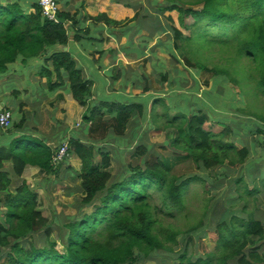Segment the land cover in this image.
I'll return each instance as SVG.
<instances>
[{"label": "trees", "instance_id": "trees-1", "mask_svg": "<svg viewBox=\"0 0 264 264\" xmlns=\"http://www.w3.org/2000/svg\"><path fill=\"white\" fill-rule=\"evenodd\" d=\"M2 1L5 0H0V76L8 78L11 67L19 61L28 67L42 57L40 71L47 80V87L54 91L68 86L73 99L87 108L85 121L92 124L93 134H107L104 138L93 136L91 143L76 138L69 142V156L63 163L70 164L73 154L81 161L80 171L72 176L81 196L73 204L76 215L65 217L63 223L54 226L42 213V197L26 183L11 193L12 182L5 171L10 162L16 178L22 177L27 166L38 167L47 177L58 175L60 167L56 166L54 157L64 142L59 149L53 150L44 141L17 133V129L23 127L17 123H25L26 117L19 121L20 109L14 104L20 93L13 90L12 126L3 131L11 142L0 148V264H152L159 257L178 261V264H263L264 258L259 253L262 247L258 245L264 241L263 223L252 219L243 224L241 211L232 210L224 200H215V193L208 187L203 191V198L207 203H214L206 235L210 205L194 228L182 232L166 224L167 217L181 215L189 208L186 190L195 181L208 182L211 171L220 169L219 181L227 182L230 178L231 188L242 183L243 171L255 176L258 171L251 160L250 146L253 148V144L234 143L232 139L237 136L229 128L213 123L202 112L184 118L182 124L174 118L168 121L167 129L175 131L177 138L167 148L166 155L190 161L195 171L180 176L184 172L178 174L170 166L169 157H150L153 150L148 134L153 125L149 123L145 134L141 135V123H128L136 112L144 115L143 107L115 106L117 111L110 109L103 113L102 108L90 104L92 83L86 80L73 55L59 49L69 45L71 37L77 42L84 40L86 30L78 14L61 11L59 23H55L44 18L39 3L33 7L35 13H30L25 0ZM64 1L61 0L63 6ZM111 1L136 12L135 18L126 23L132 25L126 28L131 35L138 36L145 31L148 36L142 38L143 45L157 40V45L151 48L152 56L161 50L188 72L197 74L202 66L205 72L216 75H229L233 63L246 58L250 60L246 63V72L251 81L264 89V0H196L189 3L148 0L145 5L143 0ZM188 5L191 7L186 8ZM198 5L202 8L195 10ZM173 12L179 13L180 27L172 16H167ZM189 16L195 18L193 25L186 23ZM90 20L107 27L124 24L106 14ZM216 25L223 30L221 35L213 37L209 32ZM182 27L191 31L190 37L184 35ZM197 33L201 36L209 33L213 37L214 41H207L209 50L221 47L223 52L234 53L226 58L224 69H209L206 62L200 61L203 55L199 48H194V45L198 47ZM211 51L206 55L210 60ZM191 52L193 55L199 53L196 63L189 58ZM177 75L187 78L184 72L178 71ZM163 78L164 82L168 80V77ZM172 78L170 96L196 89L200 93V81L195 82L194 89H189L186 85L181 88L179 77ZM233 80L234 85L239 86L238 80ZM207 93L203 92L202 99L205 100ZM106 114H116L114 123H102ZM165 117L169 118L166 112ZM153 119L157 121L156 117ZM128 124L132 131L127 138H115L109 131L112 128L117 134H124L130 129ZM110 141L117 142L118 150ZM120 153L125 158H121L124 162L116 173L112 162L120 158ZM131 156L137 161L127 162ZM234 170L240 175L237 178L230 173ZM196 171L204 174L197 175ZM67 194H71L70 190ZM87 208H92L93 212L86 213L84 209ZM196 233L202 236L196 237ZM204 237L214 242L213 250ZM39 241L45 244L39 246ZM193 248L200 249V253L196 252L197 255Z\"/></svg>", "mask_w": 264, "mask_h": 264}, {"label": "crops", "instance_id": "crops-1", "mask_svg": "<svg viewBox=\"0 0 264 264\" xmlns=\"http://www.w3.org/2000/svg\"><path fill=\"white\" fill-rule=\"evenodd\" d=\"M25 2L30 9V13H35L33 7L35 3H39V0H25ZM64 3L65 7L61 4V11L70 12L72 15L78 14L81 21H83L81 26L86 32L82 37L83 41L77 42L71 37L69 45L59 49H65L63 51L70 52L73 55L78 67L83 71L86 80L92 83L90 104L94 107L102 108L103 113L110 109L117 111L115 106L143 107L144 115L141 116L139 112H136L128 123H141L140 126L142 128H140V131L143 130L141 135H144L149 123H158L159 116L153 115L155 106L161 104L165 116L167 106L164 101L170 96V84L173 82L171 76H174L175 79L177 78L172 74V71L183 73L184 69L182 67H175V69L173 68L170 71H164L165 64L161 63H165L170 59V61L166 62L169 63L173 58L164 54L161 50H157V55L153 57L151 55V48L157 45V40L143 45L142 41L144 40L142 38L148 36L145 31L138 36H134L130 34V31L126 30L127 27L132 25L123 24L119 27H107L105 24H97L90 20V18L106 14L110 19L123 23L122 21L127 18L129 20L135 18L136 12L133 9L113 3L111 0H66ZM43 61L44 59L41 57L40 60L37 59L28 67L24 66L20 61L14 64L9 72V75H12L14 80L16 79L14 85H7V81H3L7 77L0 76V95L4 97L0 99V111L4 107L7 109L12 108L14 101L13 90L20 93L14 105L20 109L18 110L20 115L19 121L24 116L26 118L25 123H17V125L23 124L22 129H17V133L30 135L39 141H44L53 150L59 149L60 144L63 142L71 143L73 138L80 139L81 141L90 140L89 143H91L93 136L104 138L107 134L106 132L98 135L96 133L93 134V129H91L92 124H87L85 121L87 108L73 99L68 86L57 88L54 91L47 87V80L42 76V72L40 71ZM152 62H154V74H159L160 76L159 83L161 84V81L162 84L168 83L167 88H165L167 90H163L161 95L153 91L152 74L145 70L146 64L150 65L151 70ZM156 63L163 65L159 72L155 69V67L158 68ZM23 70H26L25 74L21 73ZM163 76L169 79L164 82ZM134 77H138L139 80H134ZM140 78H142L141 81ZM1 102L6 103V105H1ZM26 105H30L31 109ZM44 110L49 112V116L47 115L49 119L48 123L45 121ZM55 112H59L60 115L58 117L54 116ZM114 115L116 114H106L102 123H114ZM154 117L157 118V121L153 119ZM56 119H60L61 123H56ZM128 125L130 129L121 135L111 130L112 128L109 131H112L115 138L121 136L127 138L132 131L131 125ZM10 142L11 139H6L4 132L0 129V148L10 145ZM115 143L117 145L116 141ZM118 148L119 146L117 145L115 149L118 150ZM59 150L56 151L55 156ZM74 161L76 162L74 163ZM66 163L62 162L59 164L60 170L58 175L47 177L41 173L38 167L27 166L22 177L16 178L13 165L9 162L6 164L5 171L12 182L9 191L14 194L24 183L32 188V182L35 184L39 180L42 183L37 186L38 189L43 194H47L46 196L48 197V194L55 191L59 184L67 182L63 180L67 176L71 177V183L65 185L70 188L74 187L72 176L80 171L81 161L73 154L70 157V164L72 165ZM73 190L76 191V195H79L74 198V202L77 203L81 195L76 187ZM73 190H70L71 195H73Z\"/></svg>", "mask_w": 264, "mask_h": 264}, {"label": "rangeland", "instance_id": "rangeland-1", "mask_svg": "<svg viewBox=\"0 0 264 264\" xmlns=\"http://www.w3.org/2000/svg\"><path fill=\"white\" fill-rule=\"evenodd\" d=\"M147 1L148 0H143V5H145ZM184 1L189 3L196 0ZM190 7L191 5H188V7L186 8ZM201 8L202 6L200 5L194 7L195 10H199ZM167 16H172L175 20L176 26L180 27L178 12L167 13ZM127 20H129V18L123 20L122 22L126 24L131 21ZM186 23L188 25H193L195 23L194 16H189V18L186 19ZM211 28L212 29L209 33H211L213 37L222 34V26L220 27L219 25H216ZM182 32L186 37L191 36V31L183 27ZM209 33H204L202 36L197 33L198 47L197 45H194V48H199V53L203 55L200 57V61L206 62V65L209 69H212L214 67L224 69V65H226V58H228L229 56H234V53H229L228 51L223 52L221 51V47H215L214 49H210L213 51H211V60L207 59L206 55L210 51L207 48V41H214L213 37L208 35ZM192 53L193 52H191V54L189 55V58L194 63H196V55H199V53H195L194 55ZM167 61H170V59H168ZM249 61L250 60H246V58H243L241 59V61L234 62L233 71H231L229 75H216L210 72H205L202 66L198 68L199 71L198 73L196 72L197 74H195V72H188V70H185L183 68L182 64H178L174 59L169 63H161L165 64L164 71H170L173 68L175 69V67H182L184 69V74L187 73V78L185 77L186 79H183L184 77L181 76L179 77L177 75V72L172 71V74H174L176 77H179L178 79H180L181 88H184L186 85L187 88L194 89L195 82L200 81V93L198 92V89L195 88V91L177 93L171 95L167 100L164 99V103L167 106L165 111L166 115L169 117L168 119L164 116L163 106L161 104L155 106L153 115L159 116V120L158 123H151L154 128L150 129V132L148 134V142L149 145L152 146L153 150V155H151L150 157L153 158L159 155H163L164 157L167 156L166 154L169 153L167 151V148L170 147L171 143H173V141L177 138V133L175 131L167 129L168 121H172L174 120V118H176V122L182 124L185 120L184 118H190L189 116H192L195 113L202 112L207 115L209 117V120H211L213 123L222 124L225 127L229 128L232 134L237 136L232 139L233 142L235 141L234 143H238L240 145L253 144V148L252 145L250 146L252 152L251 160L254 164V167L258 171L255 173V176L253 174H250L247 170L243 171L241 174L243 180L242 183L240 182L239 185H236L232 188L229 184L230 178L227 179V182L219 181L222 177V175L219 174L220 169H218L217 172L211 171L209 180L206 183L200 181L193 182L186 190L188 199L187 205H189V208H187L181 215L175 214V217H167L166 219L167 225H172L179 231L184 232L191 227H196L201 221V218L205 215V209L210 205L208 208L209 214L207 219L208 230L206 231L205 235L209 232V224L211 225L212 220V213L210 208L212 207L214 202L207 203V201L203 198V191L205 187H208L215 193V200H224L225 202L230 204L232 210L235 209L237 211H241L240 221L244 222L243 224H248L249 221L253 219L263 223L264 227V89L256 87V84H253L250 75L246 72L248 65L246 63H248ZM156 65L158 66V69H162V65L158 63H156ZM145 66L146 72L152 74L151 80L153 91L158 92L161 95L163 90H167L165 88H167L168 83L162 84V81V85L159 83V74L155 75L153 72L154 62H152L151 70L149 64H146ZM21 73L25 74L26 70H23ZM234 73H237L238 75H235ZM233 78H236L238 80L239 86L234 85L235 83ZM141 79L142 78H140V81ZM134 80L137 81L139 79L138 77H134ZM3 81H7V85H14L16 79L14 80V77L10 75ZM231 81L233 83H231ZM212 89H214V91H212ZM203 92H209L206 94L205 100L201 97V95H203ZM3 98L4 97L0 95V99ZM6 98L9 99L8 96H6ZM2 104L6 105V103L1 102V105ZM26 106L31 109L30 105ZM29 108H27V110H29ZM8 109L10 111L12 110V108ZM44 113V115L46 116L45 121L46 123H48L49 112L47 110H44ZM59 115V112L54 113V116L56 117H58ZM56 120V123H61L60 119ZM110 143L114 145V148H117L115 141H110ZM120 155V158L112 162V169L116 173L121 170L120 168L122 166V162H124L121 158H125L124 154L120 153ZM167 157H169L170 166L173 167L178 174L184 172V174L180 176H186L195 173V171L191 168L192 165L190 161L186 159H172L170 154ZM128 158L130 159V161L128 160ZM128 158L126 160L127 162L133 161L134 163L137 161L132 156ZM98 159L100 161V157H98ZM75 162L76 161H74V163ZM222 171L224 170L222 169L221 172ZM237 171L238 170H234L230 172L232 174V177L237 178L238 176H240L239 174H237ZM196 174L203 175L204 173L198 171ZM63 180L67 181L65 184L71 183L70 176H67ZM40 183L42 182H40L39 180H37L35 184L32 182L31 189L38 194L40 193L39 195L42 196L43 207L41 208V210L44 217L48 219L51 224L55 226L59 222L63 223L65 221V217L76 215L77 209L73 206V204L75 203L74 198L79 195H76V191L73 192V195L67 194V192L69 190H72L73 187L70 188L65 184H59V186L56 187L55 191H52L48 194V198L46 196L47 194H43V192H40V190L38 189L37 186H39ZM157 203L159 204V201H157ZM84 211L86 213H92L93 209L87 208L84 209ZM195 235L196 237L202 236L199 233H196ZM204 238L205 239L203 240H205V243H207L211 247L210 250H213L214 242L210 241L208 237ZM44 244V241H39L38 243L39 246H43ZM258 245L262 247L259 250V253L264 258V241ZM58 248L63 251V248L60 244H58ZM193 252L200 253V249L196 251V249L193 248ZM198 253L196 254L198 255ZM144 264H147V262ZM152 264H178V261L159 257L155 259Z\"/></svg>", "mask_w": 264, "mask_h": 264}, {"label": "built area", "instance_id": "built-area-1", "mask_svg": "<svg viewBox=\"0 0 264 264\" xmlns=\"http://www.w3.org/2000/svg\"><path fill=\"white\" fill-rule=\"evenodd\" d=\"M44 18L51 22L59 23V13L61 12V0H39ZM12 113L9 109L4 108L0 111V129L8 130L12 126ZM69 142L64 143L58 154L54 157L57 165L62 163L69 156Z\"/></svg>", "mask_w": 264, "mask_h": 264}, {"label": "water", "instance_id": "water-1", "mask_svg": "<svg viewBox=\"0 0 264 264\" xmlns=\"http://www.w3.org/2000/svg\"><path fill=\"white\" fill-rule=\"evenodd\" d=\"M63 50H65V49H63Z\"/></svg>", "mask_w": 264, "mask_h": 264}]
</instances>
